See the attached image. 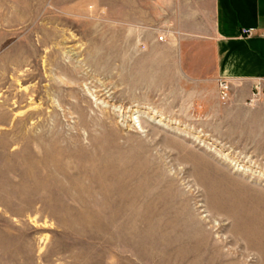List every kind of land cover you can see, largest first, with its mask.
I'll use <instances>...</instances> for the list:
<instances>
[{
	"label": "rangeland",
	"instance_id": "1",
	"mask_svg": "<svg viewBox=\"0 0 264 264\" xmlns=\"http://www.w3.org/2000/svg\"><path fill=\"white\" fill-rule=\"evenodd\" d=\"M62 6L0 0V264H264L263 117L115 80Z\"/></svg>",
	"mask_w": 264,
	"mask_h": 264
},
{
	"label": "crops",
	"instance_id": "2",
	"mask_svg": "<svg viewBox=\"0 0 264 264\" xmlns=\"http://www.w3.org/2000/svg\"><path fill=\"white\" fill-rule=\"evenodd\" d=\"M63 1L95 37L97 57L112 58L115 80L175 91L194 113L264 119V0Z\"/></svg>",
	"mask_w": 264,
	"mask_h": 264
},
{
	"label": "built area",
	"instance_id": "3",
	"mask_svg": "<svg viewBox=\"0 0 264 264\" xmlns=\"http://www.w3.org/2000/svg\"><path fill=\"white\" fill-rule=\"evenodd\" d=\"M244 33L249 34V33H251V30H250V29H245V30H244ZM163 38H164L163 36H160V39H161V40H163ZM220 84H221V87H222L223 93L226 94V91L229 89V85L227 84L226 81H222V82H220ZM257 90H258V93H260V92L262 91V89H260L259 86L257 87Z\"/></svg>",
	"mask_w": 264,
	"mask_h": 264
},
{
	"label": "bare ground",
	"instance_id": "4",
	"mask_svg": "<svg viewBox=\"0 0 264 264\" xmlns=\"http://www.w3.org/2000/svg\"><path fill=\"white\" fill-rule=\"evenodd\" d=\"M251 221V220H250Z\"/></svg>",
	"mask_w": 264,
	"mask_h": 264
}]
</instances>
